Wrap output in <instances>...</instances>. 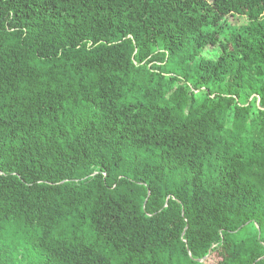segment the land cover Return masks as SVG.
<instances>
[{"label":"trees","instance_id":"trees-1","mask_svg":"<svg viewBox=\"0 0 264 264\" xmlns=\"http://www.w3.org/2000/svg\"><path fill=\"white\" fill-rule=\"evenodd\" d=\"M0 264H264V0H0Z\"/></svg>","mask_w":264,"mask_h":264}]
</instances>
